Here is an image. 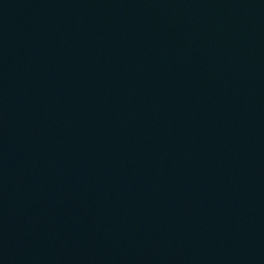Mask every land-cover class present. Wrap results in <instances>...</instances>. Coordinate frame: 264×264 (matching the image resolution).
<instances>
[{"label":"water","instance_id":"1","mask_svg":"<svg viewBox=\"0 0 264 264\" xmlns=\"http://www.w3.org/2000/svg\"><path fill=\"white\" fill-rule=\"evenodd\" d=\"M0 264H26L1 205Z\"/></svg>","mask_w":264,"mask_h":264}]
</instances>
